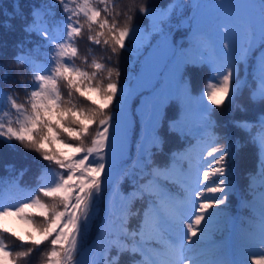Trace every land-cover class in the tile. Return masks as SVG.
<instances>
[{
    "label": "snow or ice",
    "instance_id": "snow-or-ice-1",
    "mask_svg": "<svg viewBox=\"0 0 264 264\" xmlns=\"http://www.w3.org/2000/svg\"><path fill=\"white\" fill-rule=\"evenodd\" d=\"M204 7L219 17L209 32L202 29ZM115 8V0H54L33 9L24 28L42 43L34 48L22 43L14 57L31 76L29 84L20 81L25 99L0 86V140L10 147L15 141L46 163L34 185H21L24 170L0 177V264H21L37 250L43 264H121L125 256L126 264H264V113L255 121H233L259 151L241 204L254 207L247 191H255L257 177L261 191L258 218L224 246L217 241L237 222L228 202L236 191L230 160L238 149L214 119L226 102L247 111L239 103L246 86L241 71L257 48L259 83L249 100L264 106V0L207 5L179 0L159 11L139 6L143 27ZM179 29L189 30L187 46L174 43ZM85 33L91 45L134 57L132 79L125 84L118 68L96 59L89 64L78 47ZM189 68L211 74L198 94ZM7 80L5 71L0 83ZM142 99L145 135L137 146L136 106ZM194 106L199 120L192 135L188 114ZM169 111L174 113L169 131L183 136L188 147L160 166L153 156L162 150L159 130ZM126 180L133 185L129 193L121 190ZM136 203L142 208L134 210ZM98 209L105 216L103 228L85 257V238ZM133 216L137 225L130 228ZM10 218L29 226L27 239L10 231ZM8 237L18 242L16 248L5 243Z\"/></svg>",
    "mask_w": 264,
    "mask_h": 264
},
{
    "label": "trees",
    "instance_id": "trees-1",
    "mask_svg": "<svg viewBox=\"0 0 264 264\" xmlns=\"http://www.w3.org/2000/svg\"><path fill=\"white\" fill-rule=\"evenodd\" d=\"M54 0H0V76L6 71L8 73V80L0 83V86L4 88L6 92H12L15 89V95L19 96L20 100L25 99V92L20 87V81L23 80L25 84H29L31 76L26 68L18 66L14 62V57L19 53L18 45L25 44L26 48H34L38 43H42L35 35H29L24 31L26 25H28L32 16L33 9L40 8L41 6L51 5ZM179 0H115L116 8L115 12L118 14H127L133 16V24H139L144 26V14L138 11L139 6H147L152 9L160 10L168 8L169 4H176ZM187 3L186 0H184ZM199 3L207 5L214 0H198ZM226 3H246L248 0H225ZM131 9V11H129ZM56 17L60 18L61 13L60 6L57 4L55 7ZM202 13V29L205 32H209L214 19L219 17L213 12L212 9L204 7L201 9ZM187 14V13H186ZM179 16V11L177 12ZM118 18L123 21L126 16L120 15ZM175 21H173V24ZM187 29L176 30L173 37L174 43L180 46H187L186 36L188 34ZM87 33L85 38L78 42V47L81 56H87L89 64L93 59L101 63L107 64L108 67L118 68L122 75L120 81L127 83L132 79L131 70L135 64V58L130 57L129 53L121 52L118 56L111 53L110 49L103 46L91 45L87 40ZM260 49L251 55L247 64L243 65L241 71V82L243 87V94L239 97V103L243 104L247 111H240L234 107L228 106L227 102L224 106L216 109L214 119L219 125L218 131L226 133L231 139L237 141V151H235L233 158L230 160V166L235 169V178L230 176L231 182L236 188L235 194L230 195L229 198V214L237 220V233L248 223L251 222L252 217H257L259 214L250 206L245 204L241 206V196L247 190L249 185V175L257 170L258 164V146L249 142L248 137L236 129L233 126V121L236 120H248L255 121L262 113H264V106L253 104L249 100V95L252 89L258 86L259 73L256 70V58L259 55ZM38 56L45 55V52L37 54ZM110 57V59H109ZM78 65L84 66L81 60L77 59ZM91 71V68H89ZM188 77L191 79L192 88L194 94H198L205 86L210 72L206 68H189ZM135 100V94L129 101L131 107ZM143 99L136 106L137 118L140 120V128L137 136V146L145 135L144 118H143ZM2 115V113H0ZM174 115L169 111L165 117L163 126L160 127L159 134L163 138L162 150L156 151L153 156L154 163L156 165H166L169 163L170 154L182 151L183 148L188 147L187 141L183 136H178L175 133H171L168 129V120ZM189 120L192 122L193 129L192 135H195V125L199 120V111L194 106L188 114ZM14 119V117H12ZM7 119V117H5ZM133 126H135L133 124ZM195 142V141H193ZM243 142V143H241ZM13 146H9L0 140V177L19 176L20 172L24 170V174L21 178V185H34L36 178L41 170V167L46 162L40 160L38 154L32 151L25 150L17 142H12ZM133 151H135L133 149ZM260 180L257 177L252 184V188L255 191L248 190L247 195L251 197L252 202H259L260 195ZM121 190L125 193H129L133 190V185L130 181H125L121 184ZM12 202V201H10ZM142 208L141 203L133 205V209L137 210ZM247 208V210H245ZM104 213L98 209V217L94 218V223L89 225L88 234L85 238V248L83 255L89 256L91 245L96 243L101 233L104 224ZM137 225V217L133 216L129 220V227L135 228ZM7 226L10 231H15L18 235H23L27 239V233L31 230L29 226L21 221L10 218L7 222ZM233 225H229L230 231L224 232L222 238L217 242L226 241L232 232ZM9 248H16L18 242L14 238L8 237L5 240ZM42 249H46L47 245H42ZM114 254V253H113ZM129 258L123 257L121 264H126ZM44 257L41 251L37 250L33 252L29 260L22 261L21 264H43Z\"/></svg>",
    "mask_w": 264,
    "mask_h": 264
},
{
    "label": "rangeland",
    "instance_id": "rangeland-1",
    "mask_svg": "<svg viewBox=\"0 0 264 264\" xmlns=\"http://www.w3.org/2000/svg\"><path fill=\"white\" fill-rule=\"evenodd\" d=\"M187 1V0H186ZM254 206L259 210V202H253ZM236 237V236H235Z\"/></svg>",
    "mask_w": 264,
    "mask_h": 264
}]
</instances>
